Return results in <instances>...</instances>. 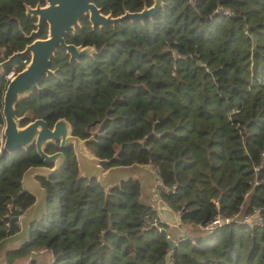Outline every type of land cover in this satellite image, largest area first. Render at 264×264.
Returning a JSON list of instances; mask_svg holds the SVG:
<instances>
[{"label": "trees", "instance_id": "16d2710c", "mask_svg": "<svg viewBox=\"0 0 264 264\" xmlns=\"http://www.w3.org/2000/svg\"><path fill=\"white\" fill-rule=\"evenodd\" d=\"M151 1L94 0L113 15ZM35 2L0 0V61L28 42L33 19L24 6ZM80 24L65 40L97 53L68 61L59 47L50 60L55 74L16 104V114L48 123L64 117L86 137L99 125L87 148L108 160L104 168L153 169L160 184L153 191L178 213L180 229L264 205V0H163L142 22L91 30L82 16ZM36 164L33 146L0 151V240L19 228L11 215L33 201L20 178ZM42 186L45 213L25 242L0 246V264H168L172 226L143 223L155 202L136 179L109 186L104 197L95 179L79 176L69 150ZM171 249L175 264H264V225L222 224L211 234L182 235Z\"/></svg>", "mask_w": 264, "mask_h": 264}, {"label": "water", "instance_id": "95a60500", "mask_svg": "<svg viewBox=\"0 0 264 264\" xmlns=\"http://www.w3.org/2000/svg\"><path fill=\"white\" fill-rule=\"evenodd\" d=\"M163 6V0H152L149 5H143L139 10L124 9L117 15L111 11L101 12L93 0H44L43 4L36 2L34 6L25 4L24 13L35 18L32 28L25 35L30 39L20 50L11 52L0 61V68L7 65L12 59L28 55L24 66L8 79L2 92L1 114L3 120L1 150L13 152L19 148L25 149L34 145L36 153L44 163L54 164L51 167L28 166L20 178V187L33 196V201L19 215H11V219L18 223V230L0 240V246L19 245L29 236L30 226L42 218L46 210L47 192L34 175L49 176L55 173L63 164L61 150L47 154L43 148L46 144L58 142L59 149L67 148L71 143L75 156L76 167L81 178L95 179L107 196L109 186L119 183L125 178L132 177L139 183L140 190H149L152 182L157 178L156 173L149 167L138 164H120L104 168L101 163L108 162L99 159L85 149L84 144L91 141L98 132L97 128L85 138H78L71 134L69 123L64 117L57 118L51 128L42 118L33 119L20 125L25 119V113L17 115L16 104L29 96L43 76H53L56 69L50 68V59L60 47L68 55V61L78 60L81 57L92 56L97 50L92 45H81L67 42L64 38L68 32H74L79 26V18L87 16L92 27L102 28L104 25L120 23L123 20L142 22L146 18L157 15ZM43 24L46 25V35L38 37ZM154 187L160 188L156 182ZM155 208L161 220L167 224L181 226L178 214L160 197L156 199Z\"/></svg>", "mask_w": 264, "mask_h": 264}, {"label": "built area", "instance_id": "2783aa9c", "mask_svg": "<svg viewBox=\"0 0 264 264\" xmlns=\"http://www.w3.org/2000/svg\"><path fill=\"white\" fill-rule=\"evenodd\" d=\"M26 58L22 57L19 61L12 63L9 65L8 70L5 72V79H9L14 73L18 66L26 63ZM1 144H2V136L0 137V151H1ZM253 183H257V180ZM248 190L243 194L245 196L247 194ZM158 195L155 192L151 193L150 200L155 201L157 199ZM213 205L215 208H218V199L213 198L212 200ZM244 209L242 205L238 207L236 211H234L231 214H222L221 212H216L212 218L205 222H199L194 224L197 229L202 230L206 234H211L215 229L222 225L227 223H242L247 226H253V225H264V205L263 206H254L251 208L250 211L242 210ZM143 223L151 225L155 227L158 230L164 229L163 226L160 223H165L161 220L160 216L158 215L157 211L155 214L148 216V214H143L142 216ZM167 224V223H165ZM170 225V224H168ZM167 238L170 239L171 244L170 247L167 249V262L168 264H175L171 257V248L173 245H176L181 239L182 235L172 236L169 231L165 234ZM28 264H37L36 261L28 262Z\"/></svg>", "mask_w": 264, "mask_h": 264}, {"label": "flooded vegetation", "instance_id": "af4514ba", "mask_svg": "<svg viewBox=\"0 0 264 264\" xmlns=\"http://www.w3.org/2000/svg\"><path fill=\"white\" fill-rule=\"evenodd\" d=\"M36 2H39V4H43V3H44V0H36ZM36 2H35L33 5H31V6H34V5L36 4ZM93 2H94V0H93ZM94 3H95V2H94ZM29 5H30V4H29ZM97 6H98V5H97ZM100 7H101V6H100ZM24 9H25V7H24ZM101 12H102V13H107V12H103V11H102V7H101ZM112 15H113V14H112ZM27 16L31 17L29 14H27ZM81 17H82V16H81ZM81 17L79 18V26H78L77 28H81V27H82V25L80 24V19H81ZM83 17L86 18V20H87V22H88V25H89V27H90L91 30H93V29H95V28H99L97 25L94 26V27H92V26L90 25L88 19H87V16H83ZM31 18L33 19V20L31 21L32 28H34L33 23H34V21H35V18H34V17H31ZM104 26H106V25H104ZM32 28H31V29H32ZM31 29H30V30H31ZM42 29L45 30V34H44V36L46 35V25L43 24V26L41 27L40 32L38 33V37H44V36H39L40 33H41V31H42ZM99 29H101V28H99ZM30 30H29V31H30ZM74 32H75V30H74ZM74 32H72V33H74ZM28 33H29V32H28ZM26 34H27V33H24V34H23L24 38H25V35H26ZM25 39H26V38H25ZM27 40H28V42H29L30 39H27ZM25 44H26V43H25ZM81 45H82V44H81ZM84 45H88V44H84ZM22 57L26 58V60L28 61V55H24V56H22ZM67 57H68V55H67ZM50 60H51V59H50ZM27 61H26V62H27ZM24 64H25V63H24ZM24 64L18 66V67L16 68V70H15V73L18 72V71L24 66ZM8 67H9V66H8V64H7V65H5L3 68H0V72L2 73V74H1V77H2L3 80L5 81V84H6V82L8 81V79H5L4 75H5V72L8 70ZM50 68H53V67H51V64H50ZM55 69H56V68H55ZM15 73H14V74H15ZM14 74H13V75H14ZM13 75H12V76H13ZM12 76H11V77H12ZM43 77H50V76H43ZM38 88H39V85H38ZM23 99H24V98H23ZM23 113L26 114V115H25V119H24L25 121L23 120V121H24L23 123L20 122V125H23V124H25V123H27V122L33 120V119H36V118H42V117H35V118H32V119H28L29 115H28L27 111H25V112H23ZM23 113H22V114H23ZM17 115H18V114H17ZM20 115H21V114H20ZM58 118H59V117H58ZM42 119L47 123V127L51 128L52 125H53V122H54L57 118H56L54 121H52L51 123H48L44 118H42ZM67 122H68V121H67ZM2 124H3V122H2ZM2 124L0 125V131H1V132H2V128H3ZM69 126H70V125H69ZM70 129H71V127H70ZM71 134L77 136V137L80 138V139L86 137V136H79V135L73 133L72 129H71ZM88 142H90V141H87V142L84 144V147H85V149L88 150L91 154H93V153L87 148V143H88ZM31 146L34 147V145L32 144V145L28 146L27 148H29V147H31ZM27 148H25V149H27ZM34 150H35V147H34ZM43 150H44V152H46L47 154H50V153H53V152H55V151L61 150L62 153H63V160H64V161H65V152L71 150V152L73 153V156H74L72 143H71L67 148L59 149V147H58V142L55 141V142H53V143L46 144V145L44 146ZM35 153H36V151H35ZM36 154H37V153H36ZM37 155H38V154H37ZM93 155H94V154H93ZM94 156H95V155H94ZM38 157H39V159H40V164L29 165V166H45V167H51V166L54 164V162L49 163V164L44 163L43 160H42V158H41L39 155H38ZM74 159H75V156H74ZM64 161H63V163H64ZM62 165H63V164H62ZM101 165H102V163H101ZM60 168H61V167H60ZM51 176H52V174L49 175V176H45V175H34V178H35V180H37V181L39 182V184L42 186L43 182H45V180H46V181L49 180ZM42 187H43V186H42Z\"/></svg>", "mask_w": 264, "mask_h": 264}, {"label": "rangeland", "instance_id": "374dc122", "mask_svg": "<svg viewBox=\"0 0 264 264\" xmlns=\"http://www.w3.org/2000/svg\"><path fill=\"white\" fill-rule=\"evenodd\" d=\"M154 171V170H153ZM150 190H151V188H149ZM153 189V188H152ZM145 192H148V190H143L142 191V194H143V196H146V194L147 193H145ZM173 226H172V231H173V233L171 232V230L169 231V233L171 234V235H176L179 231L180 232H182V234L183 235H185V234H187V235H190V236H195V235H198V234H203V231L202 230H200V229H197V227L195 228V227H191V226H187L186 228H182V229H180L179 227H177L175 224H172ZM195 226V225H194ZM32 256H36L35 254H32ZM2 258V257H1ZM1 258H0V260H1ZM30 259V257H28V260ZM37 261V264H44L45 262V260H41V259H37L36 260Z\"/></svg>", "mask_w": 264, "mask_h": 264}, {"label": "crops", "instance_id": "0c3cea01", "mask_svg": "<svg viewBox=\"0 0 264 264\" xmlns=\"http://www.w3.org/2000/svg\"><path fill=\"white\" fill-rule=\"evenodd\" d=\"M2 136V132L0 131V137ZM142 165H144V164H142ZM145 166H147V165H145ZM147 167H149V166H147ZM150 168V167H149ZM151 169V168H150ZM153 170V169H152ZM157 182V178H155L154 180H153V182H152V185L150 186V188H151V190L149 189L148 190V192H145V193H147V196H149V194L150 193H152V192H154L153 190H154V184ZM153 188V189H152ZM154 202H156V200L154 201ZM154 206H155V203H154ZM155 208V207H154ZM155 210H156V208H155ZM177 213V212H176ZM178 214V213H177ZM170 226H173L172 224H170ZM195 227V226H194ZM196 228V227H195ZM171 232L173 233V231H172V227H171ZM174 234V233H173ZM177 235H183L182 234V232H178L175 236H177ZM9 246H13V245H9ZM9 246H7V247H9ZM4 248H6V247H4ZM2 257V255H0V258Z\"/></svg>", "mask_w": 264, "mask_h": 264}]
</instances>
